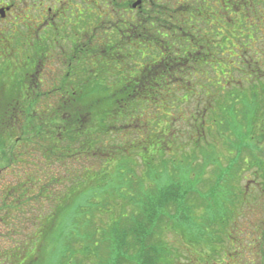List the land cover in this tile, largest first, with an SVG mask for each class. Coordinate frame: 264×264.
I'll list each match as a JSON object with an SVG mask.
<instances>
[{
	"label": "trees",
	"instance_id": "trees-1",
	"mask_svg": "<svg viewBox=\"0 0 264 264\" xmlns=\"http://www.w3.org/2000/svg\"><path fill=\"white\" fill-rule=\"evenodd\" d=\"M193 2L196 7L192 5ZM197 9L199 8L196 0H147L146 45L154 47H151L145 57H147V63L151 65H147V71L134 78L129 87L126 85H124L125 88L119 87L125 96L118 102L114 100V103H108L109 100L106 99L95 101L96 95L93 89L96 88L92 85L84 89L85 94L86 90L88 92L87 103L79 99L81 95L79 88L52 89L51 92L46 93L29 88L32 100L24 98L20 92L7 95L4 100L0 99V179L6 172L11 173L14 168L20 169L25 166V159L35 157L39 158L41 164L38 174L42 180L45 179L44 182L37 181L34 180L33 175H27L25 182L18 183L10 190L2 191L0 226H10L12 231L9 230L8 236L15 234L18 241H20L19 237L22 232L20 228L23 229L26 226L29 234L25 236V240L20 241L19 244L16 243L15 252L7 254L5 259H2L0 255L1 264H4V261H6L5 264H18L19 259L23 260L26 257V249L31 247L28 244L36 241L39 235L41 241H47L56 228L60 216L66 213L76 200L84 197L86 207L82 204L78 205L75 212H87V208L88 212L89 210L94 212V209L97 213L109 212L113 217L111 227L102 232V237H98L101 230L93 227L95 212L86 216L87 232L84 236L88 242L84 240V237H74L73 233L70 237L62 238L68 242L61 251L66 263H68L67 260H79L84 256L89 261L94 259L93 264H159L163 257L173 258L172 250L170 252L169 246L167 247L161 240L164 228L168 226L167 223L164 226L162 220L167 219L170 226H174L173 220L176 218L178 225L182 222L186 224L185 220L188 218L180 211L192 212L191 207L188 206L190 192L184 190L182 183L176 178L175 171L173 174L168 172L167 156L171 150L165 143L159 147L163 136L155 129L160 123L167 125L168 140L172 148L181 139L182 133L172 127L174 123L185 124L190 121L188 122L190 130L194 127L192 122L201 120V127L196 128L197 141L192 149L193 154L187 158L193 160L196 153L201 152L207 144L206 125L209 120L204 115L195 114L191 116L192 118H186L180 114L181 117L178 120L174 118L176 115L174 113L180 112L177 108L189 105L192 102L190 98L193 97L195 100L198 91L192 81H189V76L193 77L194 72L192 40L195 31H187L185 26L187 21L196 25L194 22ZM199 11L201 12V9ZM203 25L206 26L204 23ZM203 27L199 29L200 40L205 38L201 35V32L204 33ZM232 48L234 47L231 41ZM218 49L221 52L222 49ZM136 51H139L137 47L134 54ZM205 63L201 60L200 72L206 70ZM111 74L113 80H118L114 76L115 73L88 74L87 76L89 81L106 83L112 79ZM202 84H204L203 89L207 88V80H204ZM122 89H126L125 93ZM128 89H132L131 92H128ZM28 93L24 95L28 96ZM51 97L57 99L58 107L45 106L46 103H51ZM21 98L27 101L22 103ZM161 99L172 101L167 107L169 117L162 116L161 119L152 117ZM139 112H147V118L155 126L153 132L147 135L145 141L147 147H145L146 144L131 145L138 152L147 150V155L149 147L153 150L154 154L147 158V162L141 158L147 170V186L151 190L148 188L147 194L144 193L140 197L131 195L127 197L131 180L123 182L120 187L112 184L114 183L112 180L115 175L116 158L126 150V147L113 142L107 149L104 142L115 140L116 132L117 135L122 134L118 123L133 121V119L138 121L139 118H136L134 114H141ZM203 127H205V133ZM152 138L158 140L159 143ZM113 145H117V148ZM182 146L177 144V150L172 151L173 156L175 153L185 151L186 148L182 149ZM201 146L204 147L201 148ZM134 158L140 159L135 155ZM83 161L88 164L95 162L98 168L89 167L74 177L71 174L73 169L71 165ZM119 163H122L121 160ZM159 163L161 166L157 165ZM54 168L58 171H54ZM238 171L233 174L234 177L237 176ZM130 172L131 176L134 171L130 170ZM86 174H95L96 177L101 178L103 185L101 188L97 185V189L103 190L102 197L90 196V193L96 189L91 190L88 186H82L80 192H73L80 184L78 180ZM165 178L169 180L166 184L161 182ZM143 189L142 187L141 190ZM120 195L133 208L131 214L126 212L114 214L117 196ZM121 198L120 202L124 201ZM171 208H175V215L168 213ZM127 220H130V223H126ZM175 228L176 232L179 231L177 227ZM101 247L102 256L105 258H101L99 252ZM91 257L94 258L91 259ZM96 257L99 261H95ZM35 261V258L27 259L24 264H34ZM168 264L172 263L168 262Z\"/></svg>",
	"mask_w": 264,
	"mask_h": 264
},
{
	"label": "flooded vegetation",
	"instance_id": "flooded-vegetation-1",
	"mask_svg": "<svg viewBox=\"0 0 264 264\" xmlns=\"http://www.w3.org/2000/svg\"><path fill=\"white\" fill-rule=\"evenodd\" d=\"M227 2L223 0L217 6L215 20L207 29L203 27L204 33L212 30L203 40L198 34L205 21L201 23L203 13L196 11L192 83L199 89L207 80L209 96L199 90L195 96L198 107L203 100L207 107L196 115L212 121L213 130L221 122L220 136L228 138L227 153L239 148V156L229 170L240 168L235 179L245 184L239 196L236 188L232 190L231 212H209L207 237L199 234L191 264H264V7L251 13L254 7L264 6V0ZM227 7L242 10V18L249 24L240 38L232 32ZM17 38L30 39L35 51L26 75L27 89L79 88L83 101L84 89L100 83L89 81L88 74L116 76L120 61L130 57L131 47L140 51V42L146 45L147 0H0V39L12 48ZM233 39L238 46L231 49ZM212 47L222 50L214 52ZM119 50L124 54L119 55ZM201 60L207 65L202 72ZM128 71L122 68V73ZM116 83L122 84L117 79L109 84ZM24 97L32 100L30 91ZM214 138L211 154L217 145ZM229 138H235V142L230 144ZM179 260L182 262V258H176L177 263Z\"/></svg>",
	"mask_w": 264,
	"mask_h": 264
},
{
	"label": "rangeland",
	"instance_id": "rangeland-1",
	"mask_svg": "<svg viewBox=\"0 0 264 264\" xmlns=\"http://www.w3.org/2000/svg\"><path fill=\"white\" fill-rule=\"evenodd\" d=\"M127 1V0H124ZM135 2L136 0H132ZM223 0H197L198 8L201 9V13H203V17L201 18V21H205V28H208V25L210 22L212 23L215 20V13L218 10V7L220 3ZM230 0H228L229 2ZM250 0H247L249 2ZM227 2V3H228ZM235 2V1H234ZM192 5H196L194 2ZM236 5V4H235ZM249 5V4H248ZM252 5H250L249 8H251ZM196 7V6H195ZM264 6L259 5L257 8L252 7L253 10L251 13H254L255 11L260 12L261 8L263 9ZM234 9V8H233ZM237 9V8H235ZM234 9V10H235ZM242 9V6H241ZM227 11H231L230 16L232 17V32L234 35L238 38L243 36V33L246 32V29L249 28V24L245 20V18H242V10H237V11H232L230 8H226ZM128 11V10H127ZM138 12V11H137ZM240 12V13H236ZM124 13V10L121 9V14ZM210 17V18H209ZM239 17L241 19H239ZM247 19H249L250 15L246 16ZM182 18L180 19V21ZM250 21V19H249ZM202 23V22H201ZM252 23V19L251 22ZM186 30L187 31H195V26L194 24L192 25L191 21H187L185 24ZM204 25L201 24V27ZM212 29V27H211ZM243 29V32H242ZM214 31V30H213ZM211 34L212 30L207 33H202L201 35H206V34ZM13 34H15L13 32ZM211 36V35H210ZM209 36V37H210ZM213 38V37H212ZM207 40V39H205ZM218 41V39H216ZM11 42V41H10ZM9 42V43H10ZM136 42V40H132L131 43ZM143 48H141L140 51H136V54H134V51L136 50L135 46L131 47V54H129L130 57H125V59L120 61V67H119V73L115 77L118 78V80L122 83L125 84L126 86L129 87L134 81V78H136L137 72L139 70L146 69L147 66H150V63H147V57H145V54L147 55L151 49L154 46H148L145 45L144 43L140 42ZM232 44L234 48H237V44L235 43V39L232 40ZM128 46V45H126ZM124 47V46H123ZM134 48V50L132 49ZM213 51L216 52L218 49H215L214 47ZM145 49V50H144ZM17 50V52H16ZM120 51V50H119ZM207 51V50H204ZM128 50L125 52L127 53ZM35 54L34 48L32 41L29 39H24L20 40V38H17L16 40L13 41V47L11 48L7 41L1 40L0 39V99L4 100L7 95L13 94L15 92H20L22 96H25L24 94L29 92V90L26 87V75L30 72V68L32 66V58ZM121 51L119 52V55H122ZM128 55V54H127ZM217 58V57H216ZM152 62V60L150 61ZM124 67L125 70H131L128 72L122 73V68ZM207 69V68H206ZM145 70V71H146ZM175 74V73H174ZM190 74V73H189ZM48 76V75H47ZM111 74V78H112ZM175 76V75H174ZM206 77V76H205ZM47 81V77L45 78ZM193 77L189 76V81H192ZM110 81H113V78L108 80L106 83H103L100 81V83L94 86L96 89H93L95 92V101L100 99V100H109L108 103H114L113 101L122 99L123 95L121 93V89L119 87L125 88L122 84L116 83L115 86H112V84H109ZM176 85V84H175ZM178 85V84H177ZM190 86V85H189ZM179 89V88H178ZM123 90V89H122ZM125 90L123 92L125 93ZM132 89H128V92H131ZM200 92L203 91L205 93V96H209V89H203L199 88L198 89ZM52 88H42L40 89L41 93H46V92H51ZM85 91V90H84ZM118 97V99H117ZM25 98V97H24ZM24 98H21L22 103L25 101ZM52 98V97H51ZM192 102L189 105H182L180 108L178 107L177 109L180 110V112H176L174 114L177 120L179 117H181L180 114L184 117L192 118L195 116L196 112L201 111L204 107L203 103L205 100L201 101L199 104L200 106H197L196 99L193 100V97H191ZM88 100V92L86 90V94L83 96V102L87 103ZM158 102L159 107H157V111L155 114H153L152 117H162L165 116L166 118L169 117L168 113V105L171 104V99H161ZM57 99L52 98L51 103L48 104L46 103L45 106L49 105L51 107H58L59 104L56 103ZM58 104V105H57ZM173 109V108H172ZM95 112V111H94ZM120 112V111H119ZM141 114L135 113L134 116L136 118H139L138 121H123L121 123H118V128L121 129L122 134L117 135V132L114 134L116 136V139L114 140H109L104 142V146L109 149V145L112 144L113 142H116L117 145L120 144L123 147H126V150L116 158V163L114 165L115 167V175L114 179L112 180L114 183L113 185H118L119 187L122 186V183L125 181H130V187L128 189V192H131L132 194H126V196H142L144 193L147 194V189L149 188L147 186V170L144 167L143 160L147 162V158H150L152 156L153 150L152 148L150 149L149 147V152L147 155V150L146 152H138L135 147L132 148L131 145L136 144V145H145V141L147 140V135L151 134L153 132V126L150 123V120L147 118V112H139ZM178 114V115H177ZM192 116V117H191ZM164 118V119H166ZM161 119V118H160ZM117 120L119 121L118 117ZM184 120V119H183ZM192 120V119H191ZM210 121V120H209ZM206 125V134H207V144L213 143V137L215 136V145L214 150H212V154L210 152V145H205L201 146L203 148L201 152H197L195 158L188 159V156H192V149L193 146L195 145V142L197 141V131L196 128L201 127V120H198L197 122H192L193 128L189 130V123H174L172 126L174 129L177 130V132L182 131L181 133V139H179L177 144L183 145V148H186L185 151H182L181 153L178 154H172V151L177 150V144L170 146V142L168 140V130H167V125L165 123H160L157 126L155 130L157 132L162 134V138L160 140V146L161 147L164 143L167 144V148L171 151L168 154V172L173 174V171H175V175L178 181L182 183V186L184 190L190 192V196L188 199V206L191 207L192 212H185L181 210L180 212L184 213L185 216L188 218L185 220L184 224L182 222L181 225H178L177 223V218L174 219V226H170L168 224L167 219H163L162 222L163 225L165 226V223H167V227L164 228V232L161 236L162 242H164L165 245L170 249V252L172 250L173 252V258H169V256H166L165 258L163 257L160 261L159 264H168V262L174 263V264H191L192 261V255H193V248L196 246V243L201 239L200 237H207L206 235V230L208 228V219H209V212H231V190L235 189L237 196L240 194L241 186L245 184L241 180L235 179L236 177L239 176H233V174L237 173V171L240 168H237L236 171H229V168L233 166L232 161L238 158L239 156V148H236L235 150L230 149L231 152L228 154L227 149L225 147V144L228 141V138H226L223 134L220 136L221 132V122H217L216 124V129H212V121H210ZM101 124V123H100ZM168 124V122H167ZM102 126V125H101ZM239 127V126H237ZM203 127V131H204ZM239 129V128H238ZM224 131V129H222ZM205 133V131H204ZM215 133V134H214ZM214 134V135H213ZM19 136V135H17ZM155 139V138H152ZM230 144L235 142V138H229ZM157 143H159L158 140L155 139ZM117 145H113L116 146ZM147 147V144L146 146ZM181 149V150H182ZM103 150V149H102ZM187 150V151H186ZM136 152V154H133ZM178 152V151H177ZM252 153V152H251ZM208 154V155H207ZM135 156H139L140 159H135ZM205 155V157H204ZM249 158L251 154H248ZM172 158V159H170ZM170 159V160H169ZM26 160V159H25ZM25 166H22L20 169H13L10 171L6 172L5 175L0 179V202H1V195L2 191H7L10 190L11 188H15L14 186L17 185L18 183H23L27 180V175H33L34 180L41 181L42 178L38 174V170L40 167V162L39 158H31L29 160H26ZM33 160H36L33 162ZM77 160V158H76ZM119 160H121L122 163H119ZM192 160V161H191ZM173 161L172 163H170ZM95 162H92L88 164L87 162L83 161L82 163H76L75 165H71L72 173L73 176L79 175L83 170L87 168H98V165H95ZM157 165H160L157 164ZM161 166V165H160ZM101 169V168H99ZM130 170H133L134 173L130 176L129 173ZM54 171H58V169L54 168ZM47 172V171H46ZM61 172V171H60ZM17 173V174H16ZM238 175V174H237ZM252 175V174H251ZM126 178V180H125ZM43 182L45 179L42 180ZM80 184L73 190V192L76 193V191L80 192V189H82V186L86 187L88 186L91 188V190H94V192L90 193L91 195L99 196L102 197L103 195V190L102 189H97V185L101 186L102 180L100 177H96L95 174H86L84 175L80 180ZM169 180L167 178L162 179L161 182L166 184ZM222 181V182H221ZM134 183V184H133ZM95 186H94V185ZM133 184V185H132ZM132 185V186H131ZM117 186V187H118ZM144 188L141 190L142 187ZM150 189V188H149ZM151 190V189H150ZM122 195V194H121ZM120 196H117V202H116V208L114 211V214L121 213V212H126L128 214H131L133 208L128 205L127 201L122 199ZM241 197V195H240ZM120 198L124 201L120 202ZM86 198H82L81 200L78 199L75 201L73 206L67 210V212L63 213L58 221V224L55 226L54 230L51 233V236L47 241L40 240V235L36 238L37 240L34 241L31 244H28L31 247H27L26 249V257L18 260V264H24L27 262V259H32L35 258L36 261L34 264H93V260H87L86 256L84 258H80L79 260L74 259L72 260H67L68 263L63 259L61 255L62 249L65 247L64 245L67 244L68 242L66 240H63L62 238L70 237L73 233L74 237H84V240L87 241L84 235H86L87 232V225H86V216H88L91 213H94V223L95 225L93 227H96L97 229L101 230L99 232L98 237L101 236L103 231H106L108 228L111 226V218L112 215L109 214V212H101L97 213L96 209H94V212H75L77 209L76 207L78 205H86L84 204ZM242 201V198H241ZM75 208V209H74ZM94 208V207H93ZM117 211V212H116ZM170 215H175L176 210L175 208H171L170 211H168ZM124 218L127 219L126 216ZM126 223H130V220L125 221ZM52 224V223H51ZM127 227V226H126ZM174 227V228H173ZM179 231H175L176 228ZM25 229V230H24ZM175 229V230H174ZM9 230L12 231V228L10 226H0V255L2 259H5L6 255L12 252H15L16 250L14 249L16 243L19 244L20 241L25 240V236L28 233V228L26 226L20 228L21 234L19 237L15 238L14 235L8 236ZM184 233V235L182 233ZM162 232V231H161ZM98 233V232H97ZM201 234V236L199 235ZM205 235V236H204ZM6 237V238H5ZM102 237V236H101ZM8 238V240H7ZM102 242L101 240H98ZM88 242V241H87ZM24 243V242H23ZM96 246V245H95ZM106 244L104 245V247ZM33 247V248H32ZM76 249V247L74 248ZM102 247L101 250L99 251L101 254V258H105L102 256ZM181 259L182 262H176V258ZM188 257V260L185 258ZM177 258V259H178ZM13 261V259H11ZM89 261V262H88ZM95 261H99L98 257L95 258ZM94 261V262H95ZM14 262V261H13ZM6 261H4V264ZM1 264V262H0Z\"/></svg>",
	"mask_w": 264,
	"mask_h": 264
},
{
	"label": "water",
	"instance_id": "water-1",
	"mask_svg": "<svg viewBox=\"0 0 264 264\" xmlns=\"http://www.w3.org/2000/svg\"><path fill=\"white\" fill-rule=\"evenodd\" d=\"M136 6V5H135Z\"/></svg>",
	"mask_w": 264,
	"mask_h": 264
}]
</instances>
